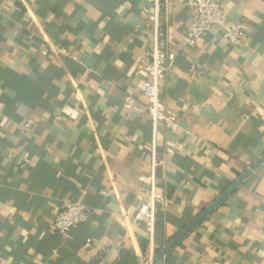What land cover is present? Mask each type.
Returning <instances> with one entry per match:
<instances>
[{
  "label": "crops",
  "instance_id": "obj_1",
  "mask_svg": "<svg viewBox=\"0 0 264 264\" xmlns=\"http://www.w3.org/2000/svg\"><path fill=\"white\" fill-rule=\"evenodd\" d=\"M164 1L0 0V264H264V0H215L244 44L214 29L195 48L194 14ZM157 26L175 130L135 70ZM151 174L152 238L134 221ZM65 201L89 216L59 236Z\"/></svg>",
  "mask_w": 264,
  "mask_h": 264
},
{
  "label": "built area",
  "instance_id": "obj_2",
  "mask_svg": "<svg viewBox=\"0 0 264 264\" xmlns=\"http://www.w3.org/2000/svg\"><path fill=\"white\" fill-rule=\"evenodd\" d=\"M194 14V20L188 25L183 37L182 45L187 48H195L199 41L214 29H218L223 38L232 45L242 46L246 36L247 27L244 23H229L227 14L222 6L215 0H180ZM165 10L170 6V0L162 3ZM157 11L159 6L156 7ZM47 54V51H43ZM175 53L169 49L167 34L158 26L153 35V46L136 60L135 70L144 77L143 97L144 109L150 116L153 127L163 125L168 130L177 128L176 118L169 113L165 101L162 99L160 81L165 79L171 72L175 62ZM135 104L134 99L127 98L125 106L131 108ZM34 126L33 121H29L24 126V131H30ZM139 182L147 186L150 199L140 201L136 207L134 221L143 223L149 232L150 238L154 236L156 219V191L158 184L155 174L142 176ZM108 196L107 193H103ZM89 216V211L85 206L65 201L62 208L57 213L53 228L57 235L65 236L71 229L84 224ZM87 243H91L90 240ZM150 264V263H145Z\"/></svg>",
  "mask_w": 264,
  "mask_h": 264
}]
</instances>
